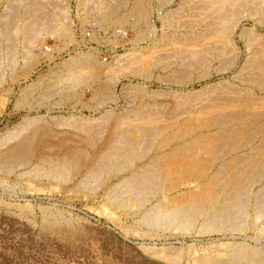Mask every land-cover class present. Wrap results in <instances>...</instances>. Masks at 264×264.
Returning <instances> with one entry per match:
<instances>
[{
	"label": "rangeland",
	"instance_id": "374dc122",
	"mask_svg": "<svg viewBox=\"0 0 264 264\" xmlns=\"http://www.w3.org/2000/svg\"><path fill=\"white\" fill-rule=\"evenodd\" d=\"M8 1L10 0H0L1 14L7 11ZM119 1L121 0L26 1L31 7L35 5V8L43 9L37 13H40V19L47 20L45 22L47 26L42 24L45 25L40 29L44 40L41 39L42 43L40 41L29 49L32 53L28 52L25 45L22 47L24 43L15 36V28L10 34L15 41L13 43L18 42V44H12L13 50L11 49L10 52L3 47L0 48V62H3V64L0 63L2 68L0 71L2 72L0 73V138L11 132L10 130H19L27 118L35 117L37 120L36 117H38L36 123L39 125L49 124L54 130L70 129L68 131L74 133L76 124L82 125L85 121L92 123L93 120L92 124H95L105 111H111L115 116L126 113L125 111L131 109V101L134 99L129 96V92L134 89L129 86L131 82L133 84L140 82L144 90L147 88V90L161 92L169 91L185 98L192 97L193 102L189 105L190 107L186 106L188 112H199L202 108L205 112L206 109L202 106L206 103H213L216 97L215 104H220L219 102L228 98L232 99L236 95L234 91L242 95L247 92L256 96L257 93L262 94L260 90H257L260 86L251 81L258 65V63L253 65V57L264 49V12L256 11V7L261 5L262 0L254 1L256 7L252 3L242 8L238 6L240 9L234 5L233 11L231 10L227 18L224 16L225 20L218 27L215 22L211 23L212 17H208L207 8L205 7V10L202 6L198 7L201 5L198 0H185V2L184 0H167V3L164 0V5L157 3L158 0H149L145 4L144 16L137 18L140 23L135 27L132 22L133 20L138 22L136 16L129 14L126 16L128 7L132 6L129 4L133 1L128 0L124 6ZM110 6L119 7V10L112 11ZM44 10L48 12L45 13ZM54 11H59V14ZM107 11L113 13L110 15ZM124 16L128 17V20L123 18ZM29 17L32 18L31 15ZM233 20L239 21V24L235 35L231 37L229 29L236 23ZM49 23L55 25V27L51 26L52 31L48 26ZM65 26L70 36L64 37L61 33L59 34V29ZM202 28H205L204 34L201 32L205 36L201 38L199 30ZM242 28L245 29L244 32ZM136 29L140 30L141 35L138 36ZM15 30L19 36L18 27ZM195 30L196 32L193 33ZM220 35L227 49L225 57L233 59V63H227L226 67L225 65L222 67L219 59H213L210 68L214 71L210 72L211 76L186 85L183 83L181 85L177 79L166 78L168 69L163 68L164 64L177 62L182 51L186 57L187 51L190 52L189 49H199L197 41L206 42L209 37L215 38ZM229 36L231 38H228ZM47 49H49V57ZM81 52L92 59L90 62L100 65L101 71L107 73L106 78L111 76L114 80V77H118L114 90L117 101L99 102L94 99L87 82L75 86L74 90L80 97L78 99L64 100L61 95L64 91L61 88L62 85L57 87L58 89L54 87L56 90H48L44 87L50 82L54 83V79L63 74L67 76L70 71L62 66L71 61V57L77 58L78 54H82ZM41 53L44 57L40 55ZM29 55L39 57L38 64L31 63L33 66H30L29 62L32 61L29 60ZM262 57L261 61L264 62V50ZM5 58L10 60L8 62L10 65ZM88 65L90 64L84 66L85 73L93 70L92 66ZM199 72L200 70L196 74L199 75ZM234 76L239 77L236 79ZM246 80L252 83H249L250 81L247 83ZM209 99L213 101L210 102ZM92 108L96 111L92 112ZM19 123L21 124L18 125ZM256 143H259L258 139L252 144L258 145ZM0 170V264H199L198 261L201 259L216 256L220 260H228L231 258L232 248L239 245L246 244L264 249V213L260 215L256 213L252 225H247L248 227L242 230L234 227L218 229L204 221L203 216H198L199 218L197 217L183 229L176 222L162 226L152 224L146 220V217L153 214V211L159 212V206H175L176 203L170 198L174 193L168 197L171 201L165 200L163 194L151 193L139 199L124 197L117 202L108 196L109 189L100 181L94 182L93 187L92 185L77 187L78 185H74L78 181L76 176L65 181L63 178H54L44 172L34 174L27 167L16 166L12 168L13 171H6L0 167ZM192 187L193 183H189L182 186L179 192L187 191Z\"/></svg>",
	"mask_w": 264,
	"mask_h": 264
},
{
	"label": "bare ground",
	"instance_id": "6f19581e",
	"mask_svg": "<svg viewBox=\"0 0 264 264\" xmlns=\"http://www.w3.org/2000/svg\"><path fill=\"white\" fill-rule=\"evenodd\" d=\"M26 1L10 0L7 2V11L5 10L6 12L2 14L0 13V48L3 47L7 52H10L13 48L12 44H18V42L13 43L15 41L11 38L10 34L16 27L19 29V36H17L18 32L15 29L16 35L13 33L17 38L21 39L20 41L24 43H22V47L25 45L28 52H31L29 49L36 46L42 39L43 32L40 29L46 25L45 22L47 20L44 19L46 21H43V19H40V13H37L40 8H35V5L33 7L27 5L28 2L26 3ZM132 1L133 3L129 4L132 6L128 7L126 16L133 15V17L136 16V19H140L145 14V4L149 0ZM163 1L158 0L157 3L160 5H164V2L167 3V0ZM198 1L201 3L198 7L200 6L199 8H201L202 6V9L206 7L209 13L207 14L208 17H212V21L210 19L211 23L215 22L218 27L225 20L223 18H227L231 13L234 5H237V7L241 6L242 8L252 3L254 6L255 0ZM119 2L124 6L128 0H121ZM31 3L33 2L31 1ZM258 6H254L256 7V11L264 12V0ZM238 8L240 9V7ZM111 9L112 11H116L119 10V7L112 6ZM44 12L47 13L48 11L44 10ZM107 12L110 13L109 11ZM56 13L59 14V11ZM30 15L32 18L29 17ZM126 16L123 18L128 20ZM54 20L56 21V19ZM55 21L53 22L56 24L57 22ZM137 21L133 20L132 22L135 27L140 23L138 19ZM49 24L50 29L51 26L55 27V25ZM238 24L239 21L233 25L231 24L232 26L229 29L231 37L235 35ZM204 29L199 30L201 38L205 36L202 35V33L204 34ZM59 30V34L61 33L62 36H70V32L66 26ZM54 31L58 30L54 29ZM195 32L196 30L193 33ZM137 33L138 36L141 35L139 29ZM221 36H215V38L209 37L206 42L202 43L201 41H197L200 46L199 49H189L190 52L187 51L186 57L182 54V51L180 53L181 56L178 54L177 62H167L164 64L163 68L168 69L166 78L177 79L181 85H186L189 82L200 81L203 78L211 76L210 72L214 71L210 68L213 59H219L221 66L225 65L226 67L227 63L232 62L233 59L225 57L227 49L225 44L223 45L222 43ZM230 36L228 38H231ZM19 43L21 44V42ZM227 43L229 44V40ZM51 50L52 48L50 52ZM263 50L253 57V65L256 63L258 65L256 66L257 69H255L253 78H250L252 82L260 86L258 87L260 89L257 90H260L262 94L258 95L257 93L258 97L256 94H250V92H247L245 95H249L245 96L240 93L237 94L234 91L236 95L232 99L228 98V100L218 101L220 104H215L216 97L214 101L212 100L213 103H206L202 106L206 109L205 112L203 108L199 112H188L186 106H189L193 102L191 100L192 97L190 99L187 97V99L184 96L174 94V92L147 90V88L144 90V87L140 86V82L136 84L131 82L129 86L134 87L129 92V96L134 98H131L133 99L131 101V109L117 116L111 111H105L103 114L101 113L102 117H100V120L98 118L99 121L95 122V124H92L94 120L92 123H86L85 121L82 125H79V123L75 125L74 122L75 130L78 131H75L76 133L68 131L70 129L57 131L50 127L49 124H37L38 117H36L37 120L35 117L34 119L26 117L27 121L19 127V130H10L11 132L0 138V167L6 171L12 170L16 166L20 168L27 167L34 174L35 172L39 174L44 172L54 178H63L65 181L71 179L70 177L72 176H76L78 177V181L74 185H78L77 187H87L90 185L93 187L94 182L99 183L100 181V183L103 182L102 184L105 183L107 189H109L111 195L109 194L108 196H111L117 202H120L121 198L124 197L126 199H139L143 195L151 193L163 194V196L165 195L164 199L168 200L169 195L174 193L170 198L176 203H174L175 206H159V212L153 211V214H149L146 220L152 224L162 226L176 222L183 229L194 222L198 216H203L204 221L209 222L211 226L218 227V229L221 227H234L237 230H242L247 225H252L256 213H259V215L264 213V62L261 61ZM7 52L6 54H8ZM48 52L49 49H47V55ZM81 53L75 59L71 57V61L67 62V64H62V67L70 71L67 76L63 74V76L58 77L56 80L54 79V83L50 82V84L47 83L48 85L45 86L43 84L44 81L42 85L48 90L54 89V87L59 88L62 85L61 88L64 91L63 93L61 92V95H63L65 100L80 98L77 96L78 93L74 88L78 84H82V82H87L94 99H97L99 102L117 101L114 90L117 82L116 78L118 77H114V80L111 76L106 78L107 73L105 74V72L101 71L100 65L90 62L92 59L86 53ZM40 55L44 57L42 53ZM29 56V60L32 61L29 62L30 66L32 65L31 63L39 61V57L37 58L34 55ZM45 57L47 56L45 55ZM40 58L42 57L40 56ZM5 59H7L8 64L10 60L8 61V58ZM0 63L3 64V62ZM4 64L6 63L4 62ZM85 64H90L88 66H92L91 68L93 69L88 72V67V71L86 72L88 74L84 72ZM196 70L197 72L200 70L199 75L196 74ZM0 73L2 74V72ZM108 74L110 75V73ZM238 77L234 76L236 79ZM251 81L249 83H252ZM67 82L70 84H66ZM29 88L31 89V87ZM24 94L26 95V93ZM94 111L96 110L92 108V112ZM23 121L20 122L23 123ZM257 139L259 143L256 144L258 145H253V141ZM42 174L41 177L43 176ZM189 183H193L191 189L179 192L182 186ZM211 230L214 229L212 228ZM232 249L231 258L228 257V259L226 257L228 260H220L216 256L197 261L199 264H264V249L262 250L260 247H251V245L245 244ZM227 252L230 253L228 250Z\"/></svg>",
	"mask_w": 264,
	"mask_h": 264
}]
</instances>
